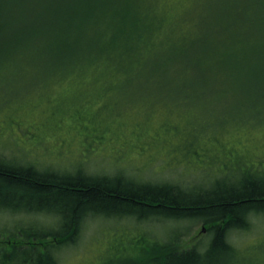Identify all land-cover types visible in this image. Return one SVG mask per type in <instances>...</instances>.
<instances>
[{
    "label": "trees",
    "instance_id": "1",
    "mask_svg": "<svg viewBox=\"0 0 264 264\" xmlns=\"http://www.w3.org/2000/svg\"><path fill=\"white\" fill-rule=\"evenodd\" d=\"M26 3L28 10L38 6L37 24L31 17L30 24L24 17H11L0 0V66L14 61V73L21 75L75 73L71 77L82 82V89L91 84L154 95L155 103L166 106L165 114L176 110L167 104L199 108L204 116L205 111L211 113L208 125L219 132L223 128L217 124L264 123V0H193L179 15L178 29H183L157 40L149 26L154 20L145 18L137 0ZM209 103L219 108L206 109ZM84 117L76 123L84 140L97 138L93 136L100 123ZM104 123L107 127L108 121ZM162 126L169 137L180 132L188 146L202 144L187 157L213 184L187 187L171 179L82 168L63 172L0 156V212L42 214L51 223L0 229V264H63L58 254L80 241L84 222L93 217L202 221L210 226L209 242L204 238L187 249L179 245L187 226L152 242L135 238L132 243L140 248L132 264H224L227 258L241 259L228 235L235 228L249 229L250 215L264 213V168H250L242 158L240 165L231 163V149L217 147L222 143L215 139L196 144L199 132L190 137L181 124L167 121ZM237 171L242 176L231 179ZM241 261L250 264L244 255Z\"/></svg>",
    "mask_w": 264,
    "mask_h": 264
},
{
    "label": "rangeland",
    "instance_id": "2",
    "mask_svg": "<svg viewBox=\"0 0 264 264\" xmlns=\"http://www.w3.org/2000/svg\"><path fill=\"white\" fill-rule=\"evenodd\" d=\"M1 1L9 9L11 17H24L26 20L31 17L37 24L38 6L36 11L28 10L26 1L29 0ZM137 1L145 18L154 20L149 26L151 31L157 32L153 33L157 40L162 34L177 35L183 29H178L179 15L193 0ZM6 11L3 9L2 15ZM41 13L45 18V8ZM44 26L45 23H42V29ZM6 62L0 66V156L5 159L30 162L63 172L82 168L98 174L123 172L156 181L171 179L194 187L211 185L213 178L208 177L197 164L193 166L188 153L201 148V143L197 144L199 140L204 141V145L215 139L222 143L217 147L231 149V163L240 165L239 158H242L250 168H264V123L230 122L223 127L217 124L218 128H223L219 132L208 125L211 113L205 111L204 116V111L199 108L186 106L185 109H177L166 103L176 110L165 114L166 106L162 102L155 103L157 97L154 95L105 90L91 84L82 89L78 87L82 82L71 77L75 73L55 74L48 78L39 74L21 75L14 73V61ZM23 63L21 68L26 64ZM209 104L206 109L211 105L212 109L217 106ZM152 105L154 107L148 108ZM82 114L84 120L92 118L94 123H100L97 124L100 128L98 134L93 136L97 138L84 140L76 124ZM104 119L108 121V128ZM167 121L183 125V130L190 137L199 132L194 138L197 145L188 146L178 131L176 136L169 137L162 126ZM135 124L138 126L135 127ZM144 129L147 131L142 132ZM147 161L150 164H146ZM239 172L232 173L230 178L239 179L242 176ZM47 217L14 210L1 211L0 229L8 231L17 225L29 224L41 228L46 223L51 224ZM249 218L250 228L231 230L228 241L239 249L242 257L246 256L250 264H264V213H256ZM177 226H187V235L181 238L179 244L181 249H187L204 238L209 242L210 226L202 221L189 224L188 221L140 222L131 217H93L84 222L80 241L65 248L58 256L63 264H132L130 260L139 255L140 248L132 240L138 238L152 242L163 236L173 237ZM241 259L229 262L230 258H227L224 264H242Z\"/></svg>",
    "mask_w": 264,
    "mask_h": 264
}]
</instances>
